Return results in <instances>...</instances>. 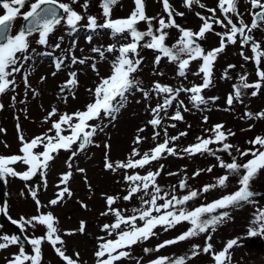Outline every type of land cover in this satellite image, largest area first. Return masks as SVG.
<instances>
[{
	"label": "rangeland",
	"instance_id": "1",
	"mask_svg": "<svg viewBox=\"0 0 264 264\" xmlns=\"http://www.w3.org/2000/svg\"><path fill=\"white\" fill-rule=\"evenodd\" d=\"M34 0H29V3ZM61 3L70 4L74 10L85 17L80 22L76 31L70 30L65 24L56 27L54 32L50 34L46 45H39L35 42L38 39V34L34 33L29 39L32 41L30 49L26 53L27 59H21L20 65L22 69L20 73L14 76L15 85L9 91L0 95V157H9L12 155H21L19 149L21 147L19 135H23L26 140H30L44 133L54 135L49 132L51 123L59 119V116L65 113L72 114L76 111L84 110L86 104L92 102L93 97L89 94L88 89H94L100 82L102 77H108L111 74L112 63L119 55L118 52L105 53V58L101 59L97 53H93L94 47L106 49L109 45H115L117 48L131 42L129 36L116 37L108 29H97L95 32L89 30L84 25L87 23V16H95L98 23H103L104 17L100 8L101 0H88L89 7L87 11L80 4H71V0H60ZM83 0H81V3ZM173 9V19L180 27L192 31H198L202 25L197 13L204 17H210L207 9H216L215 19L223 20V15L220 13L218 0H200V3L205 7L201 8L199 4H194L190 9L184 6L183 0H169ZM134 8L133 0H119L112 11V19L126 18L130 15ZM238 11L242 14V19L246 24H251V6L248 0H238ZM175 13H183L182 16ZM2 14V10H0ZM146 14L149 17H156L153 21V27H158V19L163 17L168 19L167 13L162 7V0H146ZM234 23H239L236 16L232 17ZM23 19L18 18L12 26L10 35L16 34L23 26ZM138 30L146 31L147 24L141 22L137 25ZM213 32L206 34V38L198 41L205 51H210L219 46V37L215 32H225L227 29L221 28L219 25L213 24ZM168 38L166 45L172 47L179 39V31L175 28L166 29ZM253 39L259 43L264 51V27L253 30L250 34ZM146 40L148 38H145ZM237 44L227 45L225 51L221 53L213 67V83L204 89L201 95L207 101L204 105L194 106L190 101L191 93L182 92L173 101L172 106L167 109V113H161L162 124L158 129H153L148 121L152 118L151 108L162 103L164 94L157 95L151 89L155 83L170 86L177 89L181 86L192 87L193 85H201L202 74L194 75L199 69L200 61H193L189 65V70L185 77L178 75V66L174 62H169L167 58L162 57L159 64H155L157 52L140 48L139 57L142 58V64L135 78L141 81V87L145 91H149V99H145L142 92L133 90L128 96L127 104L117 114L115 120L110 121L104 118L99 121H92L93 124L107 125L102 132L98 131L93 137L94 143L87 146L82 152H79L71 161L72 169L67 166V161L70 152L61 150L56 158L50 163L46 171L47 187H44L42 179L37 175L30 181H22L18 177H6L0 184V206L7 205L8 216L0 214V235L15 236V228L25 237H41L45 234L43 226H37L35 229L26 227L23 232L13 225L9 216L12 219L19 220L21 217L29 219L38 214L51 213L56 221V227L59 229V235L65 241L62 246L66 255L76 258V253H79V264H96L94 256L98 244L101 242L98 238L104 237L106 240L115 238V233L112 236L101 231L104 224H110L115 221V216L112 214L101 215L108 211L105 203L106 196L118 197L114 208L119 209L124 216L133 215V208H140L142 202L140 196L143 193H137L130 201H124L123 196L127 194L128 185L123 177L125 170L119 169L116 172L105 170L104 160L105 153H108L110 161L116 162L125 161L133 147L139 149L141 153L150 151L157 143H162L164 140V129H167L169 136H177L180 132H186L187 135L180 137L174 143V146L179 153V156H165L159 161L152 162L143 169L127 170L129 174L133 171L140 175H145L148 171L155 172L160 165H163L161 175L157 177L158 185L165 192L169 193L167 198H171V194L177 197L186 195L189 190L201 191L205 185L215 184L216 180L225 175L224 169L219 167V162L211 155L187 156L182 152L183 148L198 143L197 137L208 138L211 135L210 129L216 124H223L226 130H231L235 133L230 136L228 142L240 148L241 150L252 147L248 141L257 136H264V119H248L244 116L245 112L253 114L264 111V90H261L257 96L252 97L251 91L255 89H246L241 97L243 103L234 101L229 109L226 103V98L230 93H233V85L239 84V78L243 75L247 76L248 83H256L258 77L256 75L257 65L252 59L253 53L250 45L240 46V38L237 37ZM143 43V42H142ZM60 47L56 48L55 45ZM244 52L249 57L245 61L241 56ZM72 56L77 59L90 57L85 64H71ZM64 59V64L60 71L55 69V61ZM264 62V61H262ZM96 64V71H93L91 65ZM229 65H234V68L229 69ZM228 71V79H224L225 70ZM75 71L77 73L78 86L75 88L63 87L69 79V73ZM56 73L53 75V73ZM97 72L99 75H97ZM28 73L29 86H25L24 74ZM44 78L43 80L41 78ZM63 91L58 93L59 88ZM71 88V91H69ZM65 90V91H64ZM35 93V95H34ZM15 97V99H13ZM216 97L214 101L211 99ZM183 102L184 111L180 108L179 102ZM56 109V115L47 123L45 119L48 117L52 109ZM179 109L184 117L183 121H174L169 119L171 115ZM207 117V122L204 118ZM175 124L176 126L170 127ZM17 125L20 126V132L17 131ZM251 127V130L249 128ZM145 129L144 132L138 133V129ZM154 131L160 132V137L153 141L152 136ZM63 134H69L65 131ZM137 135L143 138V142L139 145L134 143ZM105 144L110 145V149L104 147ZM96 145H99L97 147ZM75 148L76 146L73 145ZM216 149L219 145L213 144L209 146ZM38 148L37 151H42ZM217 155L225 162H231V157L224 152H217ZM233 154L238 160L243 163L251 157L240 158L239 154L233 149ZM183 156V158H179ZM138 158V157H137ZM17 172L26 170L23 164L10 165ZM212 168L211 172L201 171L199 176L193 177L197 170H206ZM77 168L85 169L84 173L76 171ZM71 170L73 172L72 179L69 181V188L73 195L70 198H65L58 205H50L49 201L56 198V193L59 191L57 185L60 184L62 174ZM175 173L176 175H169ZM182 179H186L188 187L184 190L179 188V183ZM90 185V188H89ZM61 187H63L61 185ZM30 188L36 189L37 198L40 201L41 207L37 209L35 201L32 199ZM237 177H230L228 187H216L207 193H203L196 199L189 201L185 207L192 210L201 205H206L223 195L230 194L237 190ZM257 196L252 198V202L245 204L243 207L236 209H228L230 219L217 226L215 232H211V240L208 241L213 246V252L223 250L226 244L233 239L238 240V246H234L229 251L231 259L227 264H264V235L254 237L248 236V229L255 227L252 221L258 214L259 210L264 209V171L261 172L259 178L253 182V189ZM150 197H145L149 199ZM163 203V201H158ZM86 205L87 207H82ZM225 211V210H218ZM81 221L86 223V234L75 232ZM138 226H142L140 221H137ZM123 227V226H122ZM190 225L183 222L176 227L165 232L162 228H157V235L150 240L135 245L137 250H131L130 257L118 261L117 264H149V261L158 257H169L176 259L182 256L191 255L192 245H200L201 249L205 244L207 234H201L188 241L180 242L175 245L167 246L159 251H152L145 255L144 248L155 249L157 245L166 240L174 239L178 235L187 231ZM67 232H75L74 235H65ZM2 242V241H0ZM27 243V241H26ZM21 245H10L7 249L0 250V264H7L14 254H18ZM24 247L26 254L31 252V245ZM59 246V245H58ZM42 264H63V261L57 256L53 248L47 244H42ZM186 264H215L212 254H204L202 251L197 257L186 260Z\"/></svg>",
	"mask_w": 264,
	"mask_h": 264
},
{
	"label": "snow or ice",
	"instance_id": "2",
	"mask_svg": "<svg viewBox=\"0 0 264 264\" xmlns=\"http://www.w3.org/2000/svg\"><path fill=\"white\" fill-rule=\"evenodd\" d=\"M251 6V24H246L242 19V14L238 11V0H218L217 7L223 15V20L215 19L216 9H207L212 15L204 17L197 13L202 25L198 31H192L180 27V25L173 19V9L169 0H162V7L167 13V21L161 17L158 19V27H153V21L156 17H149L146 14V0H133L134 8L130 15L126 18L112 19L113 8L119 4V0H101L100 8L104 17L103 23H98L95 16L88 15L87 23L84 25L89 30L95 32L97 29H108L113 36H129L131 42L122 44L118 48L115 45H109L106 49L96 48L92 49L93 53H97L101 59L105 58V53L118 52L119 55L112 63L111 74L108 77H102L100 82L94 89H88L89 94L93 97L92 102L86 104L84 110L76 111L72 114H62L58 120L51 123L49 132L54 131V135L44 133L36 136L30 140H26L21 134L19 140L21 147L19 152L21 155H12L9 157H0V180L6 177H18L22 181H30L33 177L39 175L47 187L46 171L50 163L56 158L61 150L70 152L67 166L72 169V159L86 149L87 146L94 143L93 137L98 131L102 132L107 125L99 123L93 124L92 121H99L108 118L110 121L117 118V114L127 104L128 96L132 94L133 90L143 93L145 99H149V91H145L140 85L141 81L135 78L142 64V58L139 57L140 48L150 49L158 53L155 57V64L161 62L162 57L167 58L169 62H174L178 66V75L186 76L189 70V65L193 61H200L199 69L194 75L200 76L202 74V84L193 85L192 87H179L173 89L170 86L155 83L151 89L157 95L164 94L162 103H158L156 107L151 108L152 118L148 124L152 128L158 129L162 124L161 113H167V109L172 106L173 101L182 92L191 93L190 101L194 106L204 105L207 103L205 98L201 95L204 89L209 88L213 83V67L217 57L223 53L227 45L237 44V37L240 38V46L243 48L251 42V51L257 65L256 75L258 81L256 83H248L247 76L243 75L239 78V84L233 85V93H230L226 98V103L229 109L234 101L243 103L241 97L244 95L246 89H255L251 91V96L255 97L261 90H264V51L262 46L257 43L250 35L253 30L264 27V0H248ZM80 4V6L87 11L89 4L88 0H71V4ZM184 6L191 8L194 4H199L201 8L205 5L200 3V0H183ZM0 95L6 91L14 88L16 73H20L22 65L20 60L27 59L26 53L30 49V37L34 33L38 34V39L35 42L39 45H46L48 43L50 34L54 32L57 26L62 23L70 30L76 31L80 22L85 19L68 3H61L60 0H34L29 3V0H0ZM175 15L182 16L183 13H175ZM236 16L239 23H234L232 17ZM26 23L14 35H10L13 23L21 18ZM141 22L147 24L146 31H140L137 28ZM213 24L219 25L221 28L227 29L225 32H215L219 37V46L210 50L205 49L198 43V41L206 38V34L212 33ZM175 28L179 31V39L172 47L166 45L168 32L166 29ZM145 38H148L147 40ZM143 42V43H142ZM59 48L60 45H55ZM241 56L245 61L249 59L242 51ZM90 57L77 59L72 56L71 64H85ZM64 59H57L55 61L56 71H60L64 64ZM93 71H96V64L91 65ZM234 65H229L228 68H234ZM56 73L54 72L53 75ZM97 75L99 73L97 72ZM224 79H228V71L225 70ZM44 79L43 77L41 78ZM25 86L28 87V73L24 74ZM75 88L78 86L77 73L75 71L69 73V79L63 87ZM69 88V91H71ZM35 95V93H34ZM15 99V97H13ZM213 101L216 97L211 98ZM180 108H184L183 102H179ZM2 108V105H0ZM56 109L53 108L45 119L47 123L53 116H55ZM244 116L248 119H264V111L253 114L245 112ZM169 119L174 121H183L184 117L181 111L177 109ZM207 122V117L204 118ZM175 124L170 127H175ZM251 130V127L249 128ZM4 129H0L3 132ZM18 133L21 131L20 126L17 125ZM67 131L69 134H63ZM145 129H138V133L144 132ZM211 135L208 138L197 137L198 143L189 145L182 149V152L187 156L211 155L219 162V167L224 169L226 174L220 176L215 184L205 185L201 191L189 190L186 195L177 197L171 194V198H167L169 193L165 192L163 195L161 187L158 185L157 177L163 171V165L155 171H148L145 175H140L133 171L131 174L127 170L143 169L152 164V162L159 161L167 156H179L174 143L180 137L186 136V132H180L177 136H169L167 129H164V140L162 143H157L150 151L141 153L138 148L133 147L129 157L122 162L113 164L108 153H105L104 167L105 170L116 172L119 169L125 170L123 177L125 183L128 185L127 194L123 196L124 201H130L137 193H143L140 196L142 206L140 208H133V215L124 216L122 212L114 208L118 197L106 196L105 203L108 211L101 213V215L112 214L115 216V221L110 224H104L101 231L112 236L115 233V239L106 240L104 237H99L101 241L97 250L94 253L96 264H117L124 258L130 257V252L124 249H131L134 245L150 240L157 235L155 229L162 228L165 232L176 227L177 225L187 222L190 227L187 231L178 235L174 239L166 240L157 245L155 249L144 248L145 255L152 251H159L170 245H175L180 242L188 241L192 238L207 234L205 244L201 249L200 245H192L191 255L182 256L176 259L169 257H158L149 261V264H186V260H191L201 251L204 254H212L215 264H227L231 259L229 251L234 246H238L239 242L236 239L230 240L223 250L213 252V246L208 241L211 240V232H215L218 225L230 219L228 209H236L243 207L245 204L252 202V198L258 195L253 189V182L259 178V175L264 171V136H257L248 141L252 146L249 149L241 150L240 148L228 142L230 136L235 133L231 130H226L223 124H216L210 129ZM160 137L159 131H154L152 139L156 141ZM143 142V138L137 135L134 143L139 145ZM219 145L218 148L212 149L210 145ZM73 145L76 147L74 148ZM99 147V145H96ZM106 149H110V145L105 144ZM42 148V151H37ZM233 149L239 154L242 159L244 157H251L246 162L241 163L237 156L233 154ZM217 152L227 153L231 157V162H225ZM138 157V158H137ZM179 158H183L180 156ZM23 164L26 170L17 172L10 165ZM210 167L206 170H197L193 177L199 176L201 171L211 172ZM76 171L84 173L85 169L77 168ZM169 175H176L169 173ZM73 172L71 170L62 174L60 184L57 185L59 191L56 193V198L49 201L50 205H58L64 199L70 198L73 193L69 188V181L72 179ZM237 177L238 188L230 194L223 195L206 205H201L192 210H188L184 205L189 201L196 199L203 193L209 192L211 189L220 187H228L230 177ZM61 185L63 187H61ZM188 187L186 179H182L179 183V188L184 190ZM90 188V185H89ZM32 199L37 205V209L41 207L40 201L37 198L36 189L30 188ZM150 197L145 199V197ZM163 201V203H158ZM82 207H87L82 204ZM225 210V211H218ZM0 214L8 216L7 205L0 206ZM10 222L18 227L21 232L26 227L35 229L37 226L45 228V234L41 237L28 238L25 237L28 244L31 245V252L33 254H26L23 246L19 247L18 254L8 260L7 264H42V244L47 242L57 256L63 261V264H79V253H76V258L66 255L63 250L65 241L59 235V229L56 227V221L51 213L38 214L29 219L21 217L19 220L8 217ZM137 221L142 222V226H138ZM255 227L248 229V236L254 237L257 235H264V209L259 210L255 219L252 221ZM123 226V227H122ZM80 234H86V223L81 221L78 228L75 230ZM75 232H67L65 235H74ZM0 250L7 249L10 245H18L19 238L16 236L0 235ZM59 245V246H58ZM139 264V260L137 261Z\"/></svg>",
	"mask_w": 264,
	"mask_h": 264
},
{
	"label": "water",
	"instance_id": "3",
	"mask_svg": "<svg viewBox=\"0 0 264 264\" xmlns=\"http://www.w3.org/2000/svg\"><path fill=\"white\" fill-rule=\"evenodd\" d=\"M25 23H26V22L24 21L23 25H24ZM62 91H63V88H62V87L58 89V93H60V92H62ZM64 91H65V90H64ZM2 181H3V180H0V184L2 183ZM15 236L19 238V244H20L21 246H23V247H28L26 241H25V240L23 239V237H22V234L20 233V231H19L17 228H15Z\"/></svg>",
	"mask_w": 264,
	"mask_h": 264
},
{
	"label": "trees",
	"instance_id": "4",
	"mask_svg": "<svg viewBox=\"0 0 264 264\" xmlns=\"http://www.w3.org/2000/svg\"><path fill=\"white\" fill-rule=\"evenodd\" d=\"M141 224H142V222H141ZM137 250L138 249V247H136L135 245L131 248V250ZM124 250H126V251H128L129 249H124Z\"/></svg>",
	"mask_w": 264,
	"mask_h": 264
},
{
	"label": "flooded vegetation",
	"instance_id": "5",
	"mask_svg": "<svg viewBox=\"0 0 264 264\" xmlns=\"http://www.w3.org/2000/svg\"><path fill=\"white\" fill-rule=\"evenodd\" d=\"M248 45H250L251 46V42H249V44Z\"/></svg>",
	"mask_w": 264,
	"mask_h": 264
}]
</instances>
